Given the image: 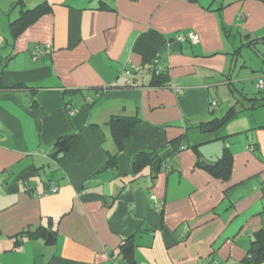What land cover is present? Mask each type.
<instances>
[{"label":"crops","instance_id":"crops-1","mask_svg":"<svg viewBox=\"0 0 264 264\" xmlns=\"http://www.w3.org/2000/svg\"><path fill=\"white\" fill-rule=\"evenodd\" d=\"M262 73L264 0H0V264H112L126 245L135 264H244L264 228ZM132 116L119 150L109 121ZM214 138L227 177L198 165ZM139 153L157 160L134 172Z\"/></svg>","mask_w":264,"mask_h":264},{"label":"trees","instance_id":"trees-1","mask_svg":"<svg viewBox=\"0 0 264 264\" xmlns=\"http://www.w3.org/2000/svg\"><path fill=\"white\" fill-rule=\"evenodd\" d=\"M18 5H23V0H17ZM50 6L47 2H42L39 5H37L33 9L28 10H21L20 15L17 19L13 20L10 23V28L12 33L18 34L20 31H22L24 28L29 26L33 21H35L42 13L48 12ZM259 76H264V73L260 74ZM258 76V77H259ZM165 78H162L159 74L154 75V78L152 80V83H164ZM19 86H16L14 88H18ZM262 91V90H260ZM264 99V96L261 98L252 97L249 98V106H253L259 103H262V100ZM261 101V102H258ZM237 113V110L234 107H231L227 113L219 118V119H213L212 121L205 124V127H209V129L212 132H215L219 127H221L224 123H226L231 117H233ZM136 117H113L110 119L109 124L111 127V132L113 135V139L116 143L117 149L122 148V144L125 138L128 137L129 132L131 128L137 123ZM223 138V137H222ZM221 138V139H222ZM71 137H62L59 138L55 145L54 150L52 152V156H56L59 152L66 151L69 147ZM193 148L196 150V146H193ZM113 156L112 158L107 162V165L113 164ZM155 160H157V155L155 154H145V153H139L132 159V169L134 172L139 171L145 164L147 163H154ZM230 162H231V155L230 151L227 147H224L223 150V156L222 158L214 164H204L202 162H199L198 165L201 167L206 168L208 171L212 172L215 175H221L223 177H227L229 171H230ZM156 164V163H155ZM43 232V230H41ZM259 247L258 251H256V247ZM122 252V248H120ZM249 252L251 253L249 256H246L244 259V264H259V262L262 259L263 253H264V228H262L259 232L255 234L254 240L252 241V246L249 249ZM256 257V259H255ZM118 257H115L113 261H118L116 259ZM119 262H124L131 264L130 261H128L125 256H122ZM135 264V262L133 263Z\"/></svg>","mask_w":264,"mask_h":264},{"label":"water","instance_id":"water-1","mask_svg":"<svg viewBox=\"0 0 264 264\" xmlns=\"http://www.w3.org/2000/svg\"><path fill=\"white\" fill-rule=\"evenodd\" d=\"M205 132L211 133L212 131L208 129ZM197 150L204 161L214 164L217 163L223 156L224 142L220 138H214L213 140H209L208 142L198 145ZM256 250H258V247H256ZM122 252L125 258L133 264L134 257L132 254V246H124L122 248Z\"/></svg>","mask_w":264,"mask_h":264},{"label":"built area","instance_id":"built-area-1","mask_svg":"<svg viewBox=\"0 0 264 264\" xmlns=\"http://www.w3.org/2000/svg\"><path fill=\"white\" fill-rule=\"evenodd\" d=\"M175 39L177 41H189L192 43L198 42V35L193 32V31H188L186 33H181L179 32L176 36ZM46 49H49L50 46L46 45L45 46ZM45 52V49H39V47H36L33 51H32V59L36 60L37 58H39L40 56H42ZM257 86L259 90H264V76H259L257 78ZM57 191V188L55 186H50L49 188H47V190L45 191V193H54ZM158 207H161V204L158 203ZM112 264H128V263H121L119 261H113ZM210 264H217L216 261H212Z\"/></svg>","mask_w":264,"mask_h":264},{"label":"rangeland","instance_id":"rangeland-1","mask_svg":"<svg viewBox=\"0 0 264 264\" xmlns=\"http://www.w3.org/2000/svg\"><path fill=\"white\" fill-rule=\"evenodd\" d=\"M250 52H251V53H250ZM243 53H244V54H243V58H245V59H247V55H251L252 57H253V56L256 57L255 55H253V52H252L251 50H249V51H244ZM254 83H255V86H254ZM253 87H254V88H252V90H254V91H255L256 89L259 90V89H258V86H257V78H256V80H254V82H253ZM255 87H256V89H255ZM252 90H247V91L249 92V91H252ZM260 92L264 93V90H262V91H260Z\"/></svg>","mask_w":264,"mask_h":264}]
</instances>
